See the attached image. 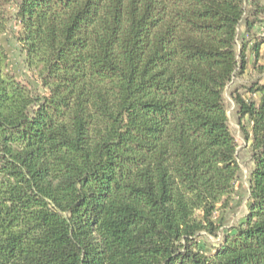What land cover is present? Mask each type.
Listing matches in <instances>:
<instances>
[{
    "label": "trees",
    "instance_id": "obj_1",
    "mask_svg": "<svg viewBox=\"0 0 264 264\" xmlns=\"http://www.w3.org/2000/svg\"><path fill=\"white\" fill-rule=\"evenodd\" d=\"M12 1L0 39L33 82L0 41V264H264L263 0ZM249 45L259 76L231 96L250 196L224 233Z\"/></svg>",
    "mask_w": 264,
    "mask_h": 264
},
{
    "label": "rangeland",
    "instance_id": "obj_2",
    "mask_svg": "<svg viewBox=\"0 0 264 264\" xmlns=\"http://www.w3.org/2000/svg\"><path fill=\"white\" fill-rule=\"evenodd\" d=\"M15 4L16 2L12 1V12L15 11ZM12 26L14 32H16L18 30V27L14 22H12ZM254 32L256 33V35H259L260 33L264 32V30L256 26ZM13 34L14 33H8L0 39L1 43L5 46L9 53V69L16 75L17 78L33 82L31 73L29 72V69L26 65L25 56L22 53L20 45ZM243 34L244 27L242 25L240 27V44L243 40ZM251 48L252 45H249L248 69L243 75L237 76L235 78L234 82L230 85L228 92L226 93V103L228 106V113L230 117V127L239 145V160L242 165V174L240 180L237 183V197L232 202H230L226 206V208L220 209L216 213V220L223 223L224 233L229 231L233 227L238 226L242 222L248 211L250 196L249 178L253 169V163L251 161L250 149L244 143L243 134L239 126L237 108L231 96V91H233L235 88H238L240 93H244V86L249 84L252 79H256L259 76L257 69L254 68L255 57L251 51ZM260 63H264V46L262 47V57ZM219 239L220 238L207 237L206 241L209 244L215 242L217 243Z\"/></svg>",
    "mask_w": 264,
    "mask_h": 264
}]
</instances>
